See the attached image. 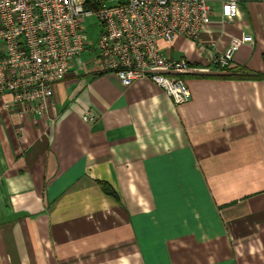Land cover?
I'll use <instances>...</instances> for the list:
<instances>
[{
	"label": "crops",
	"instance_id": "crops-1",
	"mask_svg": "<svg viewBox=\"0 0 264 264\" xmlns=\"http://www.w3.org/2000/svg\"><path fill=\"white\" fill-rule=\"evenodd\" d=\"M237 1L162 45L198 70L182 104L87 53L42 116L0 95V264H264V0Z\"/></svg>",
	"mask_w": 264,
	"mask_h": 264
},
{
	"label": "built area",
	"instance_id": "built-area-1",
	"mask_svg": "<svg viewBox=\"0 0 264 264\" xmlns=\"http://www.w3.org/2000/svg\"><path fill=\"white\" fill-rule=\"evenodd\" d=\"M210 9V0H0V95L42 116L53 104V85L79 68L87 53L88 62L122 86L147 78L174 105L187 102L181 75L198 70L161 49L180 36L198 41L211 22ZM238 14L237 0H221L222 20ZM90 15L100 23L93 44L84 24ZM233 53L226 48L214 64L229 66Z\"/></svg>",
	"mask_w": 264,
	"mask_h": 264
},
{
	"label": "rangeland",
	"instance_id": "rangeland-1",
	"mask_svg": "<svg viewBox=\"0 0 264 264\" xmlns=\"http://www.w3.org/2000/svg\"><path fill=\"white\" fill-rule=\"evenodd\" d=\"M84 24H85L86 31H87L89 38H90V44H93L94 39L96 38V36L100 30V23L98 22L96 16L90 15V16H86L84 18ZM84 54H86V53H84ZM84 54H82L80 56L82 61L86 60V56Z\"/></svg>",
	"mask_w": 264,
	"mask_h": 264
},
{
	"label": "trees",
	"instance_id": "trees-1",
	"mask_svg": "<svg viewBox=\"0 0 264 264\" xmlns=\"http://www.w3.org/2000/svg\"><path fill=\"white\" fill-rule=\"evenodd\" d=\"M263 58H264V54H263ZM243 77L254 79V80H262V79H264V72H256L253 74H244Z\"/></svg>",
	"mask_w": 264,
	"mask_h": 264
}]
</instances>
